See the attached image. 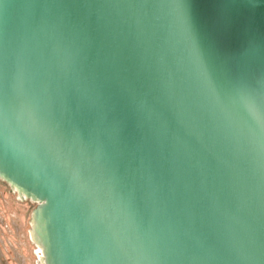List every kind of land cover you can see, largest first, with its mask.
<instances>
[{
	"label": "water",
	"instance_id": "water-1",
	"mask_svg": "<svg viewBox=\"0 0 264 264\" xmlns=\"http://www.w3.org/2000/svg\"><path fill=\"white\" fill-rule=\"evenodd\" d=\"M0 179L44 264H264V0H0Z\"/></svg>",
	"mask_w": 264,
	"mask_h": 264
},
{
	"label": "rangeland",
	"instance_id": "rangeland-1",
	"mask_svg": "<svg viewBox=\"0 0 264 264\" xmlns=\"http://www.w3.org/2000/svg\"><path fill=\"white\" fill-rule=\"evenodd\" d=\"M20 199L0 179V264H41L42 251L31 233L37 204Z\"/></svg>",
	"mask_w": 264,
	"mask_h": 264
},
{
	"label": "bare ground",
	"instance_id": "bare-ground-1",
	"mask_svg": "<svg viewBox=\"0 0 264 264\" xmlns=\"http://www.w3.org/2000/svg\"><path fill=\"white\" fill-rule=\"evenodd\" d=\"M21 200V199H20ZM32 233V232H31ZM40 261H41V264H44V259H43V254L41 255V259H40ZM43 262V263H42Z\"/></svg>",
	"mask_w": 264,
	"mask_h": 264
}]
</instances>
